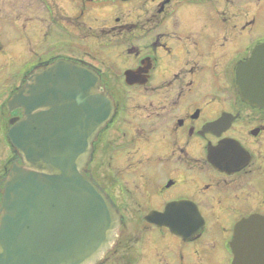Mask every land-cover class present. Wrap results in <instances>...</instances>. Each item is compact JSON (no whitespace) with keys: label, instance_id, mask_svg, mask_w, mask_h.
<instances>
[{"label":"flooded vegetation","instance_id":"1","mask_svg":"<svg viewBox=\"0 0 264 264\" xmlns=\"http://www.w3.org/2000/svg\"><path fill=\"white\" fill-rule=\"evenodd\" d=\"M263 43L264 0H0V207L9 103L69 61L113 103L84 168L121 221L97 264H234L236 225L264 219V105L237 85Z\"/></svg>","mask_w":264,"mask_h":264},{"label":"water","instance_id":"2","mask_svg":"<svg viewBox=\"0 0 264 264\" xmlns=\"http://www.w3.org/2000/svg\"><path fill=\"white\" fill-rule=\"evenodd\" d=\"M97 79L85 66L56 61L31 73L10 101L22 112L7 132L22 165L4 186L0 264H97L116 241L120 215L84 173L113 115ZM237 85L243 100L264 105V43L239 67ZM232 249L234 264H264V219L238 223Z\"/></svg>","mask_w":264,"mask_h":264}]
</instances>
